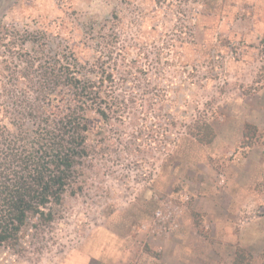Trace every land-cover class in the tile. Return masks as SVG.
<instances>
[{"label":"rangeland","instance_id":"obj_1","mask_svg":"<svg viewBox=\"0 0 264 264\" xmlns=\"http://www.w3.org/2000/svg\"><path fill=\"white\" fill-rule=\"evenodd\" d=\"M167 6L0 0L1 27L43 30L48 47L139 75L116 87L120 116L90 114L82 189L0 244V264H230L236 246L264 252V146H240L244 122L264 128V0L177 2L176 17ZM203 121L207 144L194 136Z\"/></svg>","mask_w":264,"mask_h":264},{"label":"trees","instance_id":"obj_2","mask_svg":"<svg viewBox=\"0 0 264 264\" xmlns=\"http://www.w3.org/2000/svg\"><path fill=\"white\" fill-rule=\"evenodd\" d=\"M152 1L183 15L173 6L188 0ZM44 37L43 30L0 26V244L16 242L32 216L53 221L63 196L82 189L83 172L77 167L90 152V114L102 122L120 116L123 100L116 87L128 89L139 77L136 71L120 72L116 64L98 68L68 45L48 47ZM143 63L137 67L145 75L150 66L147 59ZM194 136L207 144L214 130L203 121ZM256 144L264 146V128L244 122L240 146ZM230 264H264V252L257 259L236 246Z\"/></svg>","mask_w":264,"mask_h":264}]
</instances>
